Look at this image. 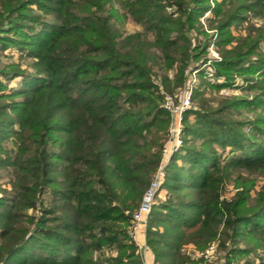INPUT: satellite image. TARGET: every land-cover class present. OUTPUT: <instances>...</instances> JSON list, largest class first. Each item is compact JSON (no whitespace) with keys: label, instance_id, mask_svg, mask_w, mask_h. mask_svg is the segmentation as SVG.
<instances>
[{"label":"trees","instance_id":"obj_1","mask_svg":"<svg viewBox=\"0 0 264 264\" xmlns=\"http://www.w3.org/2000/svg\"><path fill=\"white\" fill-rule=\"evenodd\" d=\"M213 1L0 0V54L14 49L29 60L0 62V170L10 176V188H0V264H144L128 213L162 159L164 93L185 87L200 60L196 103L183 113L146 243L154 264H190L186 244L216 240L228 254L264 251V182L250 193L253 176L264 178V115L245 123L248 136L229 117L241 104L264 110V51L252 58L264 43V0ZM206 12L221 58L209 62L213 82L203 67ZM249 13L262 24L223 47ZM127 21L142 30L122 32ZM234 71L252 99L212 107L206 86H231ZM218 147L230 148L227 157ZM229 182L235 192L226 197Z\"/></svg>","mask_w":264,"mask_h":264},{"label":"rangeland","instance_id":"obj_2","mask_svg":"<svg viewBox=\"0 0 264 264\" xmlns=\"http://www.w3.org/2000/svg\"><path fill=\"white\" fill-rule=\"evenodd\" d=\"M211 5H214V1L213 0H209ZM211 14H208V12H206L203 16L200 17V23L202 26V29L205 30V32L210 33L211 36V44L207 47L205 53H204V57L205 59H207L205 65H203V67L205 68L207 74H205L208 77V81L213 82L216 81L214 79V75L212 73V67L211 65H209V62L211 60H215L218 61L220 60V53L218 51V46L216 45V40H217V34H213V30H207L208 27V23L206 21V17L209 16ZM51 21V19H50ZM262 24V18L260 16H254L252 15V13L248 14V20L245 21L243 24L240 25H231L228 29V32L232 33V40L229 43V45H222L223 47L226 48H231L232 46H235L237 44V38L239 37H243L246 36L248 31H249V26L254 25V27H259ZM122 32H135V31H141L142 28L140 25H137L131 21H127L125 22L121 27H120ZM193 33L195 34L196 37H202V34H197L196 30H193ZM261 51H264V43H261L260 47L258 49H256L255 53L252 55V58H255L256 55L258 53H260ZM20 52L14 51V49L12 50H6L4 53L0 54V62L2 65H6L8 63H18V61L22 62V66H25L24 63L29 62L28 59H25L24 57L20 59L19 57ZM202 60L200 61H196L191 63L190 68L187 69L186 71V78H188V81L186 83L187 87L185 89V87H178L177 89H175L173 92L167 93V92H163L165 95H169L172 97V103L173 106L172 107H178L183 99V94L185 90H188V87L190 88V94H189V102H188V106L181 112V114H179L178 112H170L168 109H166L169 112L170 115V121L165 133V138L163 141V148H162V153H163V149L166 147V152L164 154H162V160L165 163V165L167 164L171 154L179 148V146L182 144L181 143V128L183 126V113L184 111H186L188 108H190L191 106L194 107L195 103L193 102L192 99V93L194 90V87L198 86L201 84V78L199 76V72H197L198 70H196L194 67L195 66H199L201 65ZM200 71V70H199ZM169 77L171 79L175 78V70L171 71L169 74ZM245 74H239L237 72H232V79H233V84L231 86H222L219 88V90H217L216 88L207 85L206 86V93H205V97L209 100L210 104L212 107H216L218 104L219 100H229V99H252L253 94L252 91H248V90H243L241 89V86L244 87L245 83V78H244ZM252 76V75H249ZM254 77H257L256 75H253ZM155 80H158L155 78ZM219 81H222V83L224 82L223 79L220 78ZM203 87V86H201ZM258 93V92H256ZM247 105L245 104H241L238 105L236 108H234V110L231 111V113L229 114V117L231 119H233L234 121L239 122L238 127H242L244 133L246 134V136H248V134H250V130H251V125H245V123H250L251 121L255 120L256 117L258 115L263 116L264 115V110L260 107L254 108V110H252L253 107H246ZM179 108V107H178ZM181 117L180 119V132L179 134L176 132H173L174 126L177 124V118ZM190 119H193V116H190ZM175 133V134H174ZM257 139V135L255 137ZM178 142V143H177ZM10 147L16 148V142L14 140L13 137H10V139L8 140V142ZM177 143L176 148L174 149V145ZM218 152L221 154L222 157H227V153H229L230 148H225V149H221L220 147L217 148ZM161 162V161H160ZM158 169V168H157ZM156 171L152 174V178L155 177L156 175ZM163 174L164 173V168H163ZM0 188L1 187H6V188H10L9 185V172L7 171H2L0 170ZM253 178L255 179V183H254V187L251 189L250 193L252 196L255 195V193L260 189L261 184L264 182V178H262L261 176H253ZM150 179V181H151ZM150 183V182H149ZM149 185V184H148ZM235 192V188H234V184H232L231 182H229L228 186H227V190H226V197H231ZM155 201V199H154ZM140 202V201H139ZM145 230H146V223L145 225H142L134 234L135 236V241L133 240V233H129V236L131 238V240L134 242V244L137 242L139 243H143V235H144V245H141L142 248L144 249L145 247V252L150 253L151 251L146 243V236H145ZM245 241L244 242H239L238 246L240 248H244L245 247ZM250 244L253 245V241H249ZM248 243V244H249ZM247 244V245H248ZM136 245V244H135ZM137 246V245H136ZM138 251L141 255V257H143L144 255V250L142 251V249H140L138 246ZM182 253L188 257L189 261L191 262L190 264H257L258 263V256L262 255L264 257V251L262 249H257L256 251H252L250 253L247 252H242V253H230L228 254V252L224 249L220 247V244L218 242V240L213 241L211 243H209L206 247L204 248H198L196 246H194L193 244H186L183 249H182ZM152 255V254H151ZM258 255V256H257ZM229 256V258H228ZM144 258V257H143ZM153 261V259H152ZM144 263V262H143ZM144 264H148V263H144ZM149 264H154L153 262H150Z\"/></svg>","mask_w":264,"mask_h":264},{"label":"built area","instance_id":"obj_3","mask_svg":"<svg viewBox=\"0 0 264 264\" xmlns=\"http://www.w3.org/2000/svg\"><path fill=\"white\" fill-rule=\"evenodd\" d=\"M186 88L187 87H185V89ZM190 88L191 87H188V90L184 91L182 102L178 106L179 108L178 107H172L173 106L172 97L169 95L165 96L164 107L166 109H168L170 112H178L179 114H181V112L188 106V102H189V98H190L189 97ZM180 119H181V117L179 116L177 118V124L174 126V129H173V132H176L178 134L180 132ZM177 143L174 145V149L176 148ZM165 152H166V147L163 149L162 154H164ZM164 167H165V163L161 159V162H160V165L158 166L156 175L154 178L151 179L149 185L145 188L137 208L134 211L128 213V214H130V217H131V225L129 228V233L130 234L133 233L132 236H133L134 241H135V236H134L135 232L142 225H145L147 217L152 210V206L154 203L156 192L159 188V185L162 181V178L164 177V174H163V168ZM135 244L138 246L137 242ZM138 247L140 249H142V246H138ZM143 250L145 251V247Z\"/></svg>","mask_w":264,"mask_h":264},{"label":"crops","instance_id":"obj_4","mask_svg":"<svg viewBox=\"0 0 264 264\" xmlns=\"http://www.w3.org/2000/svg\"><path fill=\"white\" fill-rule=\"evenodd\" d=\"M137 244H138V246L144 245V235H143V243H139L138 240H137ZM142 251H143V248H142ZM143 257H142V259H143L144 263H148L149 264L150 262H153L152 261L153 257H152V255L150 253H148V252L146 253L144 251Z\"/></svg>","mask_w":264,"mask_h":264}]
</instances>
